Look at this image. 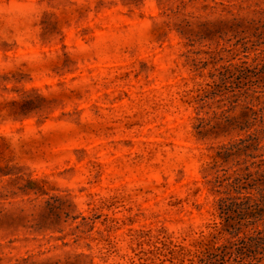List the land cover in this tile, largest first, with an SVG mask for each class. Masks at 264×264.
Instances as JSON below:
<instances>
[{
	"label": "rangeland",
	"instance_id": "obj_1",
	"mask_svg": "<svg viewBox=\"0 0 264 264\" xmlns=\"http://www.w3.org/2000/svg\"><path fill=\"white\" fill-rule=\"evenodd\" d=\"M263 18L264 0H0V264H196L264 230L220 212L264 131L228 149L254 130L242 89H212L264 57Z\"/></svg>",
	"mask_w": 264,
	"mask_h": 264
},
{
	"label": "trees",
	"instance_id": "obj_2",
	"mask_svg": "<svg viewBox=\"0 0 264 264\" xmlns=\"http://www.w3.org/2000/svg\"><path fill=\"white\" fill-rule=\"evenodd\" d=\"M247 23L246 27H254L255 40L258 43H263L264 18L257 21L251 20ZM259 24L260 26H258ZM225 25L232 31H236L237 28L243 26V20L232 17L225 22ZM222 86H228L227 88H230L233 92L232 96L235 97L237 96V93L234 92L235 89H242L239 96H243L244 98L246 112L243 114V120L240 122L242 124L240 128H245L246 130L253 128L254 130L248 134L246 139L232 144L228 149L239 150V145H242L243 150L250 149L255 140V137L252 135L264 131V101H259L264 90L260 89L264 88V57L260 59L254 58L253 64H247V61H242L240 64L230 65V68L225 73H219L217 79L212 82L213 90ZM235 99L237 100V98ZM224 123L226 126H231L236 122L234 123V121L227 118L224 120ZM240 123L239 121L237 122V124ZM216 125L219 126L221 124L216 123ZM247 141L250 142L246 144ZM262 161H264V158ZM257 166V169L254 171H250L249 167L246 166L240 173L234 176L226 185L228 189L225 191V195L218 201L220 212L224 215L223 220L225 225L237 232V228L239 227L235 225L241 224V220L245 219L247 221L248 218H253V221H251L253 224L255 220L261 219L262 212H264V167H261V165ZM252 187L258 189L261 195L260 198L245 196L241 199L231 194L233 192L239 193L242 189ZM232 213H236V216H233ZM263 231L258 230L256 236L245 235L234 242H230L229 245L208 249L202 253L196 264H249L242 261L244 258L243 254L246 256V251L254 253L258 247L264 249ZM260 234L263 236H260ZM24 262H26V259H24Z\"/></svg>",
	"mask_w": 264,
	"mask_h": 264
}]
</instances>
